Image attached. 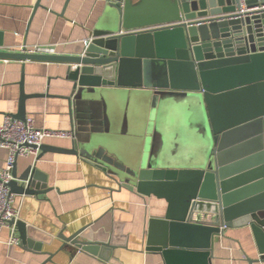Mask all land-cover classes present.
<instances>
[{
	"label": "water",
	"instance_id": "1",
	"mask_svg": "<svg viewBox=\"0 0 264 264\" xmlns=\"http://www.w3.org/2000/svg\"><path fill=\"white\" fill-rule=\"evenodd\" d=\"M148 1L111 0V11L78 55L0 52V59L67 65L64 80L72 86L61 98L73 133L70 147L42 144L35 162L48 151L72 155L105 173L117 186L111 192L163 200L162 218L148 220L145 250L164 264H211L214 239L238 226H250L264 261V0H156L146 9ZM19 88L10 117L23 121L25 101L42 95H27L23 78ZM128 99L136 105L142 144L123 153L109 121ZM177 99L193 105L196 99L209 141L207 157L191 168L152 161L161 113ZM16 164L11 194L51 191L33 164L20 175ZM13 225L23 249L40 251L24 222ZM86 228L59 238L99 258L102 249L114 250L83 239Z\"/></svg>",
	"mask_w": 264,
	"mask_h": 264
},
{
	"label": "crops",
	"instance_id": "2",
	"mask_svg": "<svg viewBox=\"0 0 264 264\" xmlns=\"http://www.w3.org/2000/svg\"><path fill=\"white\" fill-rule=\"evenodd\" d=\"M141 1L131 0L134 6ZM156 3L149 0L146 9ZM109 5L108 0H0V52L20 53L22 45H38L54 48V55H78L111 11ZM66 69L64 63L0 59V124L17 112L23 78L27 95H42L25 101L26 119L39 129L72 132L67 102L61 98L69 95L72 86L64 80ZM135 107L128 99L120 116L114 112L117 118L109 121L111 131L122 139L118 143L123 153L128 152L127 146L131 149L141 143V126L132 113ZM190 128L186 127L188 137L194 132ZM43 144L68 149L70 139L46 138ZM186 145L192 151L197 147L193 140ZM6 159L7 150L0 148V168ZM32 164L46 177L51 191L15 195V205L31 246L38 244L40 251L25 250L21 243L7 245L10 228L5 227L0 230V264H164L159 254L145 250L148 220L162 218L163 200L141 198L124 189L111 192L117 186L105 173L72 155L48 151L37 162L33 156L20 157L17 174ZM85 227L83 239L110 244L114 250L102 249L99 258L63 245L61 234L68 237ZM259 254L250 226L225 228L214 239L211 264H264Z\"/></svg>",
	"mask_w": 264,
	"mask_h": 264
},
{
	"label": "built area",
	"instance_id": "3",
	"mask_svg": "<svg viewBox=\"0 0 264 264\" xmlns=\"http://www.w3.org/2000/svg\"><path fill=\"white\" fill-rule=\"evenodd\" d=\"M18 49L20 53L25 54H55L54 48L48 46L22 45ZM72 137V132L36 128L30 118L22 121L6 116L0 124V148L7 150V159L0 168V230L5 227L10 228L7 245L20 243L15 226H9L11 221L18 220L20 216L19 207L15 205V195L11 194L8 188V183L13 180L14 163L20 157L33 156L36 159L39 154L38 148L46 138L70 139Z\"/></svg>",
	"mask_w": 264,
	"mask_h": 264
},
{
	"label": "rangeland",
	"instance_id": "4",
	"mask_svg": "<svg viewBox=\"0 0 264 264\" xmlns=\"http://www.w3.org/2000/svg\"><path fill=\"white\" fill-rule=\"evenodd\" d=\"M192 101L195 102L194 105L191 101L183 102L177 99L162 111L160 118L161 124L159 123L160 128L157 129L156 138L154 140L156 142V147L155 152L152 155L153 162L160 160L163 166L191 168L198 164L197 160H203L207 157L209 141L203 130V122H200L201 112L197 101L196 99ZM116 109L118 112V106ZM187 126L192 128H190L192 132L194 131L193 135L189 133V137L186 134ZM171 127H174L175 129H171ZM192 136L197 143L195 151H192L186 145L187 143H190ZM161 139L165 140V145L161 143L162 141L160 142ZM150 140L151 138L149 136V145ZM123 159L127 160L128 158L123 157Z\"/></svg>",
	"mask_w": 264,
	"mask_h": 264
}]
</instances>
